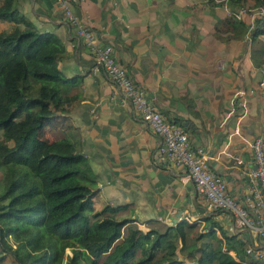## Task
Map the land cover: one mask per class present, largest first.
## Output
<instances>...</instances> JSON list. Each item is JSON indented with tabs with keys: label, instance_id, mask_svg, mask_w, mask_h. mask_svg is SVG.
<instances>
[{
	"label": "crops",
	"instance_id": "crops-1",
	"mask_svg": "<svg viewBox=\"0 0 264 264\" xmlns=\"http://www.w3.org/2000/svg\"><path fill=\"white\" fill-rule=\"evenodd\" d=\"M15 5L36 29L60 39L58 67L80 78L81 96L65 106V131L95 175V208L125 205L119 216L142 229L163 230L180 220L201 229L205 218L227 233L241 229L223 211L204 209L203 195L183 167L154 162L158 137L107 76L91 70L90 49L55 0H15ZM72 9L99 42L112 44L153 105L183 127L191 145L202 147L208 167L242 199L253 167L250 141L264 128V34L252 39L220 31L223 10L209 0H75ZM241 19L252 25L248 14ZM10 23L0 20V29ZM254 49L259 52L251 54Z\"/></svg>",
	"mask_w": 264,
	"mask_h": 264
},
{
	"label": "trees",
	"instance_id": "trees-1",
	"mask_svg": "<svg viewBox=\"0 0 264 264\" xmlns=\"http://www.w3.org/2000/svg\"><path fill=\"white\" fill-rule=\"evenodd\" d=\"M251 1L228 0L233 9L263 8L250 27L223 15L217 28L264 34V0ZM0 20L11 22L0 29V264L7 257L16 264L257 263L247 232L227 233L214 219L201 229L185 220L142 229L119 216L125 205L95 208V175L65 131V106L81 96L80 78L62 73L60 39L36 29L15 0H0Z\"/></svg>",
	"mask_w": 264,
	"mask_h": 264
},
{
	"label": "built area",
	"instance_id": "built-area-1",
	"mask_svg": "<svg viewBox=\"0 0 264 264\" xmlns=\"http://www.w3.org/2000/svg\"><path fill=\"white\" fill-rule=\"evenodd\" d=\"M61 9L63 19L72 28L74 35L83 42L92 54L91 70H101L113 85L121 99L128 100L138 118L158 137L153 152L156 163H174L183 167L195 189L202 193L204 209L223 211L236 228L245 230L251 244L247 250L264 264V128L250 141L253 167L248 171L250 183L242 199H235L228 191L226 180L206 163L207 153L202 147L191 145L183 127L166 119L151 102L145 88L135 82L125 65L115 56L110 42H99L93 30L84 25L72 6L75 0H55ZM223 10V15L241 18L248 14L250 19L263 12L262 7L228 6V0H211ZM251 24H249V27ZM245 37H249L248 30Z\"/></svg>",
	"mask_w": 264,
	"mask_h": 264
},
{
	"label": "rangeland",
	"instance_id": "rangeland-1",
	"mask_svg": "<svg viewBox=\"0 0 264 264\" xmlns=\"http://www.w3.org/2000/svg\"><path fill=\"white\" fill-rule=\"evenodd\" d=\"M243 6H245V8L250 7L248 5H243ZM48 134H49V136H52V132L51 131ZM0 135H1V131H0ZM9 143H10V141H9ZM0 183H1V181H0ZM65 251L68 252V249H65ZM180 258H183V256H180ZM5 264H16V263L13 261V259L11 257H7V259L5 260ZM60 264H64V263L62 262Z\"/></svg>",
	"mask_w": 264,
	"mask_h": 264
},
{
	"label": "water",
	"instance_id": "water-1",
	"mask_svg": "<svg viewBox=\"0 0 264 264\" xmlns=\"http://www.w3.org/2000/svg\"><path fill=\"white\" fill-rule=\"evenodd\" d=\"M180 258V257H179Z\"/></svg>",
	"mask_w": 264,
	"mask_h": 264
}]
</instances>
